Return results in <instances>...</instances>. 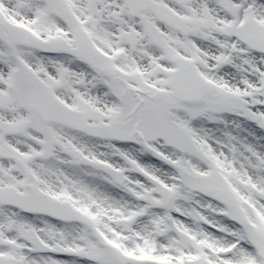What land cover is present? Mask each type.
<instances>
[{
    "label": "snow or ice",
    "instance_id": "snow-or-ice-1",
    "mask_svg": "<svg viewBox=\"0 0 264 264\" xmlns=\"http://www.w3.org/2000/svg\"><path fill=\"white\" fill-rule=\"evenodd\" d=\"M0 264H264V0H0Z\"/></svg>",
    "mask_w": 264,
    "mask_h": 264
}]
</instances>
